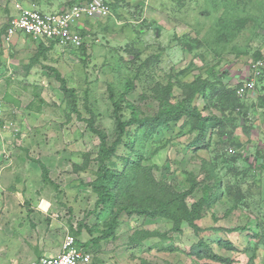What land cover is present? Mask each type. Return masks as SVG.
<instances>
[{
    "label": "rangeland",
    "instance_id": "1",
    "mask_svg": "<svg viewBox=\"0 0 264 264\" xmlns=\"http://www.w3.org/2000/svg\"><path fill=\"white\" fill-rule=\"evenodd\" d=\"M68 1L0 0V75L4 77L0 79V98L15 123L13 130L0 133L1 248L30 243L54 250L61 247L67 233L80 229L76 239L83 244L104 231L109 213L95 209L97 197L89 186L96 179L99 141L83 120L88 118L86 108H90L97 115L96 124L111 140L114 120L108 85L116 93L122 92L125 79L151 57L152 64L142 69L127 96L147 113L158 108L150 89L166 83L170 75L181 82L219 78L217 81L234 87L243 83L241 78L254 56H264V0H119L110 16L84 19L81 28L72 27L84 33V53L71 46L50 47V42L23 34L14 37L9 48L3 43L16 4L36 2L42 12L55 13L65 9ZM18 38L19 52L15 47L20 42L14 44ZM135 51L140 60L132 64ZM48 68L59 71L68 88L75 90L81 118L74 113L66 118L65 95ZM263 89L264 82L257 85L259 95ZM256 90L245 98L251 115L247 130L237 127L231 139L215 135L210 150H190L188 145L196 134H187L186 129L179 132L180 123L150 138L140 136L136 143L137 150L145 146L143 165L152 167L154 177L175 191L189 189V174L200 180L205 160L222 178L224 197L228 192L231 197L237 193L234 187L238 184L243 201L235 209L225 200L205 209L196 222L198 231L184 223L176 232L166 219L122 214L114 235L97 248L89 247L92 264H263L264 248L251 238L264 230V127L259 120L264 112L252 108L257 105ZM179 94L175 87L172 103ZM195 104L202 109L200 100ZM134 131L131 127L129 136ZM159 141L168 144L152 154ZM229 149L236 154H230ZM239 153L238 163H223L224 158ZM128 155L121 145L117 157L110 161L121 170L120 157ZM86 156L89 160L83 166ZM34 160L45 164L50 182L42 180ZM201 194L197 189L187 203L197 201ZM15 208L19 211L13 217L10 213ZM93 227L98 232L91 235ZM141 232L150 236L137 243V233ZM200 239L229 262L192 255L190 249ZM221 241H230L234 250L222 247Z\"/></svg>",
    "mask_w": 264,
    "mask_h": 264
},
{
    "label": "trees",
    "instance_id": "2",
    "mask_svg": "<svg viewBox=\"0 0 264 264\" xmlns=\"http://www.w3.org/2000/svg\"><path fill=\"white\" fill-rule=\"evenodd\" d=\"M86 1L89 0H69L67 7ZM104 1L110 10H113L119 2V0ZM79 33L81 36L84 34L82 31ZM50 44L51 47L56 43L52 41ZM78 49H81L84 53V43ZM126 51L131 53L130 49H126ZM133 53L131 63L135 64L136 61L140 60V55L138 51ZM260 57L261 55L257 53L254 59L257 60ZM151 59L150 57L141 62L133 76L125 79L122 92L116 93L111 85L107 86L108 100L112 108L111 115L114 120V135L111 140L106 132L96 124L97 115L90 108H86L88 118L83 121L87 130L99 141L95 159L97 164L96 179L89 186L97 197L95 209L99 212L109 213L108 221L104 223L105 229L99 237H93L83 244L76 239L78 247L87 251L91 246L97 248L102 240H109L114 235L122 214H126L128 217L137 215L148 219H166L172 223V229L176 232H180V226L184 223L198 231L196 222L201 220L205 209H209L217 202L222 201L223 203V200L232 205L230 208L235 209L243 201L244 194H242L238 184L234 187L235 190H238L237 193H233L231 197L230 192H228L224 197L222 178L216 171L215 166L210 167L205 160H202L203 176L198 180L192 174H189L191 184L189 189L183 192L175 191L170 184L164 181H158L153 175L152 167L143 165L145 146H142L139 150L136 149V143L140 136L150 138L159 134L160 130L169 129L180 123L179 132H184L186 129L187 134H196L188 148L193 152L200 149L207 151L211 149L212 139L215 135L220 137L227 135L231 139L233 131L237 127L247 130V125L251 120V117H249L251 115L248 113L245 104V98L247 97H239L237 94V89L242 86V83L239 82L234 87H228L221 81H217L219 76L216 81L210 80V78L196 77L189 82H181L178 79L171 78L173 75H170L166 83H157L150 89L152 97L158 102V108L151 109L147 113L144 112L142 108L129 102L127 96L135 88V81L139 79L142 69L152 64ZM156 61L157 58H154V62ZM47 70L54 74L60 83L62 93L65 95L68 108L66 118L70 119L73 113L81 118L75 90L68 88L59 71L53 68ZM221 77H224L223 74ZM262 82H264V72L256 80L255 90L257 85ZM175 87H178L180 94L176 101L172 103L171 99ZM257 94V105H252V108L264 111V93L259 95L257 91ZM198 100L203 103L202 109L195 104ZM215 110L219 114H216ZM131 127H134L135 131L134 135L129 136ZM159 142L161 144L155 146L152 154L166 148L168 144L163 141ZM121 145L126 148L129 155L120 157L122 168L119 170L112 165L110 160L117 157V151ZM226 146H229V144H226ZM233 154H236L235 151ZM239 158H241L240 153L224 158L223 163L226 165L236 164L240 160ZM88 160L89 157L86 156L83 166L88 163ZM34 162L40 166L42 180L50 182L49 171L45 164L40 160H34ZM81 168L83 169V167ZM199 188L202 192L201 198L189 205L187 198ZM228 188L229 186L226 187V189ZM95 232H98L96 227L89 230L91 235ZM79 233L80 229L72 235L76 238ZM137 236L139 237L136 240L138 243L140 240L148 238L150 234L141 232L137 233ZM251 238L257 239V243L264 248L263 229H261V233L252 234ZM220 244L226 249L234 250L230 241H221ZM190 253L197 258L212 256L214 260L229 262V260L216 255L203 239H200L198 243L191 247ZM142 264L147 263L143 262Z\"/></svg>",
    "mask_w": 264,
    "mask_h": 264
},
{
    "label": "built area",
    "instance_id": "3",
    "mask_svg": "<svg viewBox=\"0 0 264 264\" xmlns=\"http://www.w3.org/2000/svg\"><path fill=\"white\" fill-rule=\"evenodd\" d=\"M15 15L7 23L3 34V43L10 46L14 37L19 34L31 37L43 42H55L60 46L79 48L83 43L80 33L72 29L81 28L84 19L93 20L110 16L111 11L104 0H89L80 4L66 7L55 13H44L34 5L23 6L16 4ZM243 83L237 89L239 97L251 96L255 92V84L258 77L264 72V56L246 66ZM7 107L0 98V133L5 130H13L15 123L6 120ZM15 130V129H14ZM233 153L232 149L228 150ZM25 264H92V255L89 251L78 247L76 238L67 233L63 239L60 250L52 256H42Z\"/></svg>",
    "mask_w": 264,
    "mask_h": 264
},
{
    "label": "crops",
    "instance_id": "4",
    "mask_svg": "<svg viewBox=\"0 0 264 264\" xmlns=\"http://www.w3.org/2000/svg\"><path fill=\"white\" fill-rule=\"evenodd\" d=\"M30 5H34V7L36 9H38V10L40 9L39 6H38V4L36 2H30L28 4V6H30ZM62 10H64V8L61 9L60 11H62ZM39 11H41V10H39ZM17 42L18 43L20 42V43L15 48H16V51L19 52L22 49L21 48L20 38H18L17 41L14 44H16ZM14 44H12V45H14ZM6 47L9 48L10 46H6ZM1 77L4 78L3 75H0V79H1ZM5 116H6L5 117L6 120H8V121H11L10 119L13 117V116H11V112H9L8 109H7L6 113H5ZM260 117L261 118H259V120H261V123L263 124V127H264V114H262V116H260ZM9 209L14 210V208H8V210ZM18 209L15 208V212L10 213L11 216H13V217L16 216L17 215V212L19 211ZM59 250H60V248H58V247H55L54 250H50L45 245H42L40 247L36 245L35 247H32L30 245V243H25L23 245L16 244V247H14V246H12V247H3V248L0 247V264H19V263L25 264V263H29V262L37 259V258H40L42 256H52V255H55V254H57L59 252ZM25 258H29L31 260L25 262L24 261Z\"/></svg>",
    "mask_w": 264,
    "mask_h": 264
},
{
    "label": "clouds",
    "instance_id": "5",
    "mask_svg": "<svg viewBox=\"0 0 264 264\" xmlns=\"http://www.w3.org/2000/svg\"><path fill=\"white\" fill-rule=\"evenodd\" d=\"M261 57H263V56H261ZM261 57H260V58H261Z\"/></svg>",
    "mask_w": 264,
    "mask_h": 264
}]
</instances>
